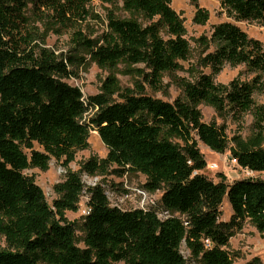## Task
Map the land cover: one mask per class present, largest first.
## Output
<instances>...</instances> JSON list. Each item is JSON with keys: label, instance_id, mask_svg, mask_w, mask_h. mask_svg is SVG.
Returning a JSON list of instances; mask_svg holds the SVG:
<instances>
[{"label": "trees", "instance_id": "obj_1", "mask_svg": "<svg viewBox=\"0 0 264 264\" xmlns=\"http://www.w3.org/2000/svg\"><path fill=\"white\" fill-rule=\"evenodd\" d=\"M91 1L34 0V6L39 15L51 13L67 27L87 17ZM99 1L121 3L127 16L109 15L101 43L81 30L74 32V42L98 64L142 63L155 84L187 59L185 27L172 0ZM221 6L236 20L264 24V0H221ZM137 13L149 22L142 25ZM208 16L196 5L195 22L204 24ZM38 38L28 26L25 2L0 0V237L7 247L0 250V264H187L180 251L183 242L194 262L233 264L227 246L236 230L249 222L264 234V179H208L200 173L206 161L195 139L219 153L229 142L223 125L202 120V102L217 112H251V134L233 136L230 152L239 166L264 170V106L253 96L264 92V46L258 39L230 21L215 25L214 49L203 58L211 73L182 83L184 98L169 102L146 94L141 85L137 93L125 89L121 99H111L120 92L111 77L101 92L84 98L63 80L72 75L68 63L36 44ZM225 64H243L255 75L249 81L216 84L213 75ZM90 130L97 131L107 155L88 159L77 172L66 170L48 203L34 177L23 171L47 170L51 158L66 167L77 150L88 147ZM35 143L43 150L34 149ZM109 166L120 175L143 174L142 188L161 189L160 201L145 209L111 205L100 184L86 186L81 176L105 173ZM85 187L89 210L82 218L81 247L76 223L65 213L78 210ZM225 198L232 213L221 220Z\"/></svg>", "mask_w": 264, "mask_h": 264}, {"label": "rangeland", "instance_id": "obj_2", "mask_svg": "<svg viewBox=\"0 0 264 264\" xmlns=\"http://www.w3.org/2000/svg\"><path fill=\"white\" fill-rule=\"evenodd\" d=\"M25 2V16L28 26L38 35L35 41L40 47L52 51L58 59L68 63L71 76L63 78L67 83L80 89L82 96L102 91L103 82L111 77L117 81L120 92L111 95V99H121L120 93L129 89L137 93L139 85L143 86L144 92L153 97L173 102L176 98H184L182 83L195 81L201 74H210L211 69L204 64V56L214 49L211 42L213 27L221 22L230 21L239 26L249 37L258 39L264 46V24L256 20H236L229 16L225 8L221 6V0H172L171 7L181 17L185 27V38L189 44V55L187 59L180 60V68L176 71L163 73L160 81L153 84L149 81L150 70L142 63L129 64L126 61H117L114 65H100L90 55L89 51L73 40L76 30H81L87 37L101 43L102 35L109 31L108 17L110 14L116 17L127 16L122 9L121 3H105L93 0L87 5L88 15L85 19L79 20L72 26H63L54 21L49 15H39L34 6V0H23ZM196 5L207 10L208 20L204 24L195 22L194 15ZM135 17L142 25L149 20L142 14L137 13ZM255 73L249 72L243 64L232 66L225 64L221 71L213 75L216 84L227 85L231 80L249 81ZM264 82V72L262 73ZM254 100L257 105L264 106V92L256 91ZM198 108L204 122H215L223 125L228 137V147L223 153L216 152L207 147L197 136V147L202 153L206 167L200 171L201 174L218 182L224 176L227 183L241 178L264 179L263 171H250L238 165L232 158L230 147L233 146L231 138L240 135L247 138L252 132L254 121L251 112L237 115L229 110L217 112L211 105L200 103ZM91 111L86 116L91 115ZM34 149L42 151V147L35 143ZM28 154L29 150L24 149ZM107 147L100 139L97 131L90 130L88 136V147L77 150L74 160L66 167L61 165V161L51 158L48 169L27 168L24 174L34 177L35 182L42 188L48 203L56 197L54 185L64 179L66 170L79 171L82 164L88 159L99 160L107 155ZM115 166H109L105 173L88 175L82 173V179L86 186L100 184L109 199L111 205L119 206L122 209L139 207L153 202H159L162 190L148 192L143 190L142 184L145 176L136 174H118L113 171ZM141 191V193H140ZM144 193V194H143ZM144 198V201L142 199ZM87 210V190L80 196L78 210H67L65 215L68 221L76 223V238L78 245L83 246L81 241L83 231L81 228L82 218ZM232 213L231 207L225 198L221 205V220H228ZM3 237H0V250L6 249ZM227 250L233 258V264H248L255 260V264H264V235L260 233L252 224L246 222L243 227L236 230L229 239ZM180 251L187 258V264H200L190 259V253L184 242L180 246ZM117 264H123L119 262Z\"/></svg>", "mask_w": 264, "mask_h": 264}, {"label": "built area", "instance_id": "obj_3", "mask_svg": "<svg viewBox=\"0 0 264 264\" xmlns=\"http://www.w3.org/2000/svg\"><path fill=\"white\" fill-rule=\"evenodd\" d=\"M235 160V159H234ZM144 190V189H143ZM146 191V190H145ZM140 193H141V191H140ZM144 194V193H143ZM142 201H144V198L142 199ZM153 204H155V202H153V201H151L150 203H148V204H144V205H141V206H139V207H133V208H142V209H145L146 207H148V206H151V205H153ZM113 206H115V205H113ZM118 208H120L119 206H117ZM120 209H122V208H120ZM128 209H131V208H128ZM88 210H89V208H88V206H87V210H86V212H85V214L88 212ZM204 244H205V246H210L211 245V242H210V240L208 239V238H205L204 240Z\"/></svg>", "mask_w": 264, "mask_h": 264}, {"label": "water", "instance_id": "obj_4", "mask_svg": "<svg viewBox=\"0 0 264 264\" xmlns=\"http://www.w3.org/2000/svg\"><path fill=\"white\" fill-rule=\"evenodd\" d=\"M262 235H264V234H262Z\"/></svg>", "mask_w": 264, "mask_h": 264}]
</instances>
